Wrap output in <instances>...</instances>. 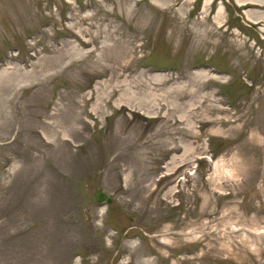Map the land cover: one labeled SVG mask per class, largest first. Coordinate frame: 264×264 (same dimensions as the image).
<instances>
[{
	"label": "rangeland",
	"instance_id": "374dc122",
	"mask_svg": "<svg viewBox=\"0 0 264 264\" xmlns=\"http://www.w3.org/2000/svg\"><path fill=\"white\" fill-rule=\"evenodd\" d=\"M243 4L0 0V264H264Z\"/></svg>",
	"mask_w": 264,
	"mask_h": 264
},
{
	"label": "bare ground",
	"instance_id": "6f19581e",
	"mask_svg": "<svg viewBox=\"0 0 264 264\" xmlns=\"http://www.w3.org/2000/svg\"><path fill=\"white\" fill-rule=\"evenodd\" d=\"M68 1V0H67ZM237 2L239 3H244L243 5L245 6H249L251 8H254L256 10H260L263 11L264 10V0H237ZM247 2V3H245ZM218 14H220V9L218 10ZM262 19H264V14L262 13L259 17H258V23H264V21H262Z\"/></svg>",
	"mask_w": 264,
	"mask_h": 264
},
{
	"label": "water",
	"instance_id": "95a60500",
	"mask_svg": "<svg viewBox=\"0 0 264 264\" xmlns=\"http://www.w3.org/2000/svg\"><path fill=\"white\" fill-rule=\"evenodd\" d=\"M91 201L98 205L100 204L110 205L112 203L110 196L106 194L104 191L95 192L91 197Z\"/></svg>",
	"mask_w": 264,
	"mask_h": 264
}]
</instances>
